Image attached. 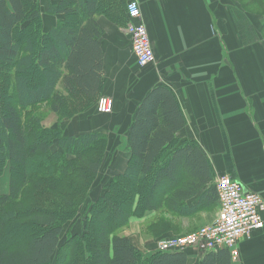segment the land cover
<instances>
[{
    "label": "trees",
    "instance_id": "trees-1",
    "mask_svg": "<svg viewBox=\"0 0 264 264\" xmlns=\"http://www.w3.org/2000/svg\"><path fill=\"white\" fill-rule=\"evenodd\" d=\"M103 1L50 0L47 12L62 18L46 30L34 0H0V175L11 164L9 192L0 189V264H51L66 245L71 250L60 264H189L190 250L148 254L120 231L150 211L191 217L219 202L210 157L197 140L180 141L186 118L173 90L159 84L142 98L127 130L126 168L90 204L84 232L62 246L65 215L87 200L108 149L103 131L77 132L75 120L61 122L91 109L99 114ZM235 1L263 17L264 29V12ZM67 99L78 104L67 109ZM45 103L58 123L46 126L42 113H22ZM46 189L60 198L33 200ZM11 230L24 231L22 240ZM198 264H232L230 249L209 251Z\"/></svg>",
    "mask_w": 264,
    "mask_h": 264
},
{
    "label": "crops",
    "instance_id": "crops-1",
    "mask_svg": "<svg viewBox=\"0 0 264 264\" xmlns=\"http://www.w3.org/2000/svg\"><path fill=\"white\" fill-rule=\"evenodd\" d=\"M34 1L46 30L62 18L47 12L50 0ZM129 1L104 0L103 11L97 15L104 52L100 96L114 99V113L108 117L91 109L79 114L74 119L77 132L101 130L110 140L115 138L117 145L122 142L119 155L124 171L131 155L127 130L137 106L156 85H166L186 118V126L178 133L180 141L195 139L201 144L215 180L226 172L264 196L263 17L245 11L235 0H136L155 53L154 62L141 67L127 31ZM218 212L219 202L182 217L183 231L211 223ZM154 214L132 217L129 225L139 228L140 234L141 225L154 219ZM125 229L120 235L144 251L155 250L156 244H140L138 234ZM202 256L190 250L189 264H198ZM232 264H264V227L240 241Z\"/></svg>",
    "mask_w": 264,
    "mask_h": 264
},
{
    "label": "built area",
    "instance_id": "built-area-1",
    "mask_svg": "<svg viewBox=\"0 0 264 264\" xmlns=\"http://www.w3.org/2000/svg\"><path fill=\"white\" fill-rule=\"evenodd\" d=\"M129 16L127 31L131 36L132 51L139 66L145 67L155 60V53L145 24L141 21L140 4L130 0L126 6ZM99 113L110 114L114 100L101 96ZM216 188L219 212L214 220L192 233L173 235L159 239L156 250L163 252L196 250L202 255L218 249H230L232 260L239 254V243L264 227L262 209L264 196L250 191L228 173L218 174Z\"/></svg>",
    "mask_w": 264,
    "mask_h": 264
},
{
    "label": "rangeland",
    "instance_id": "rangeland-1",
    "mask_svg": "<svg viewBox=\"0 0 264 264\" xmlns=\"http://www.w3.org/2000/svg\"><path fill=\"white\" fill-rule=\"evenodd\" d=\"M243 1L252 10L257 11V12H264V0H243ZM31 73L35 74V69H32ZM7 92L9 95L12 94L11 89L7 90ZM74 98H76L75 100H78L80 98V96L74 97ZM99 98L97 99L96 105H98ZM67 102H68V104L66 106L67 109L73 107L74 104H76V105L78 104L77 101H72V100L69 101L68 99H67ZM51 104L52 103H45V104L38 105V106H35L32 108L22 109V113L25 114L27 112H30V113L40 112L44 116L43 123L46 126H48V125L51 126V124L53 125V123L59 122L58 115L50 110ZM93 104L94 103H92L91 106H93ZM66 107H65V109H66ZM87 112H88V110H87ZM84 113H86V112H84ZM113 113H114V110L112 113L107 114L108 117H109V115H111ZM107 115H105V116H107ZM72 119L73 118L65 119V121L61 120V122H62V124L66 123L69 126L70 124H72L74 122V119L73 120ZM105 119H106L105 124L107 125L108 118H105ZM70 120H72V121L70 122ZM123 148L124 147L122 146V142H121V145H117L115 138L114 139L111 138V140L109 139L106 157L104 159L102 168L98 174L96 182L94 183V185L92 186V189L90 190V194H89L87 200H85L83 203L80 204L79 208L76 210L75 213H73V214L71 213L70 215H65V220H64V225H63L64 230H63L62 235H61L62 246L69 240L70 237H72L73 234H75V233L81 234L84 232V224L86 223L87 218H88V214L90 211L89 208L91 206L90 204L93 203V201L95 200L96 197L100 196L101 194H103V192H105L107 190V189H105L106 185H109L112 182L113 178L121 172V170L124 166L123 159L119 155V153L121 151H123L122 150ZM10 177H11V164L8 162L4 166L3 172L0 175V179H1L0 189L3 193L9 192ZM148 185H150V181H149ZM149 188H150V186H148V189ZM45 192H46V194H44V195H42L39 192H36L33 200L37 199L38 203H42L44 201L49 202L50 200L60 198L54 191L46 189ZM62 207L63 206H60L61 210H62ZM55 209H58V208H55ZM160 211H154L156 213V215L154 214L155 218L153 217L154 219H151L149 222L143 223L141 225V228L143 231L140 234H138L139 228H137L135 225H129V227L126 226L125 227L126 229L125 228L124 229L125 230L129 229L131 231H135L138 234V235L137 234H135V235H137V239H138L140 244L141 243L147 244L149 242V244L154 245L159 239H161L162 236H165V234H170L171 236L188 234V233H192L196 230H199L201 227H203V226L193 227L191 229H188L189 231L186 233L185 231H183V224H182L183 219H182V217H179V216L172 214L167 209H163ZM150 212H148V214ZM100 214L108 217L109 210L106 208H102V210L100 211ZM10 232H11V234H13V232H15L18 235L19 241L22 240L21 237L23 236V234H25L24 231H20V230H14V231L11 230ZM121 232H122V230L120 231V233ZM183 232H185V233H183ZM154 234L157 236H155ZM70 250H71V248L68 245H66V247H64L63 251L60 254L55 256V258L53 259L51 264H60L62 259H64V262H65V260L67 259L68 255L70 253ZM153 251H155V250H150V252H153ZM150 252H148V254Z\"/></svg>",
    "mask_w": 264,
    "mask_h": 264
}]
</instances>
